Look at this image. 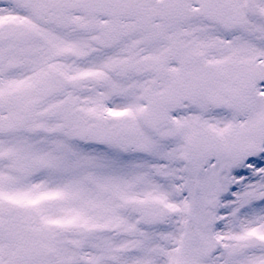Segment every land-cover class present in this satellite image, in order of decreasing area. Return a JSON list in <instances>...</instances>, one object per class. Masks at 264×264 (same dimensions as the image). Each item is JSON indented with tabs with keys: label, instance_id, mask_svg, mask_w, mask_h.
<instances>
[{
	"label": "snow or ice",
	"instance_id": "obj_1",
	"mask_svg": "<svg viewBox=\"0 0 264 264\" xmlns=\"http://www.w3.org/2000/svg\"><path fill=\"white\" fill-rule=\"evenodd\" d=\"M0 264H264V0H0Z\"/></svg>",
	"mask_w": 264,
	"mask_h": 264
}]
</instances>
